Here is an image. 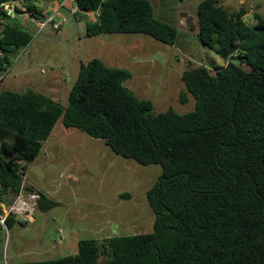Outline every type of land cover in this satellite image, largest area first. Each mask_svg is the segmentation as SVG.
<instances>
[{
  "label": "trees",
  "instance_id": "obj_1",
  "mask_svg": "<svg viewBox=\"0 0 264 264\" xmlns=\"http://www.w3.org/2000/svg\"><path fill=\"white\" fill-rule=\"evenodd\" d=\"M73 1L78 14L94 16L85 24L89 38L139 34L176 43V28L156 17L149 0ZM34 2L0 0V82L32 40L16 23L20 15L43 21L45 7ZM13 3L14 15L2 6ZM247 13L248 6L224 8L219 0L197 5V39L224 64L182 72L195 100L189 113L156 112L123 85L128 70L96 57L79 64L64 103L32 89L0 91V202L20 191L19 163L36 159L58 121L123 159L161 168L146 192L151 233L82 240L70 256L24 264H100V258L101 264H264V20L254 14L248 25ZM26 190L39 194L38 210L55 206L38 190ZM6 225L23 226L13 216Z\"/></svg>",
  "mask_w": 264,
  "mask_h": 264
},
{
  "label": "rangeland",
  "instance_id": "obj_2",
  "mask_svg": "<svg viewBox=\"0 0 264 264\" xmlns=\"http://www.w3.org/2000/svg\"><path fill=\"white\" fill-rule=\"evenodd\" d=\"M68 1L65 8L73 7ZM158 1L156 17L170 22L177 30L174 46L139 34L89 38L85 24L93 21V16L86 18L80 13L74 17L70 8L60 9L66 21L59 29L52 23L40 28L29 13H22L16 23L32 40L12 59L0 82V91L32 89L64 103L77 76V61L96 57L107 67L128 70L132 76L123 85L139 99L150 100L156 112L169 108L179 114L192 112L195 100L181 81L182 72L188 66L223 65L224 60L197 39L195 11L202 0ZM34 4L40 9L47 6L39 1ZM219 4L235 9L248 6L244 17L248 25L254 23V14L264 20V0H226ZM185 12H189L193 24L188 25L180 16ZM55 22H59L58 17ZM139 39L142 44L136 42L131 46L132 41ZM181 96H185L186 102H180ZM19 167L23 171L28 169L25 181L34 183L55 206L46 212L35 208L34 226L19 219L27 225H15L7 232L0 230V264L53 260L74 254L75 244L82 240L153 231L154 214L146 192L159 179L158 165L141 166L123 159L103 141L66 129L58 121L36 159L20 162ZM125 193L130 197L121 196ZM50 247L54 249L46 251Z\"/></svg>",
  "mask_w": 264,
  "mask_h": 264
},
{
  "label": "built area",
  "instance_id": "obj_3",
  "mask_svg": "<svg viewBox=\"0 0 264 264\" xmlns=\"http://www.w3.org/2000/svg\"><path fill=\"white\" fill-rule=\"evenodd\" d=\"M39 2L46 1L47 7L43 11L44 20L41 21L36 20V23L40 28H43L48 23H54L55 18H59V22L54 24V28L60 27L65 21V17L60 13V9L62 8V5L65 3L66 0H36ZM70 2H73V0H69ZM13 4H4L3 9L6 10L9 14H12V11L15 13V8ZM53 9V10H52ZM71 14L75 17L78 15V8L72 7L70 10ZM91 13H86V15H89ZM14 15V14H13ZM92 15V14H91ZM88 16H86L87 18ZM1 56V54H0ZM5 74L2 75V78ZM27 187H30L28 185L23 184L20 188V191L14 195V202L11 205H8L4 202H0V228L7 232V225L6 220L8 217L13 216L15 219H21L24 223L32 222V215L34 214L36 205L38 200L40 199V196L37 192H28L26 190Z\"/></svg>",
  "mask_w": 264,
  "mask_h": 264
},
{
  "label": "crops",
  "instance_id": "obj_4",
  "mask_svg": "<svg viewBox=\"0 0 264 264\" xmlns=\"http://www.w3.org/2000/svg\"><path fill=\"white\" fill-rule=\"evenodd\" d=\"M150 2H151V4H152V6H153V4L155 5V6H153V8H154V10H155V14H156V4H158L159 3V1L158 0H149ZM222 1H226V0H222ZM221 0H219V3H221L222 2ZM69 3H71V4H73V2H70L69 1ZM196 12V11H195ZM185 14L187 15V17H188V15H190L189 14V12H185ZM91 14H89V15H87V16H90ZM91 16H93V15H91ZM93 19H94V16H93ZM89 21V20H88ZM166 21V20H165ZM192 24H193V22H191ZM179 26H181L180 24H179ZM103 36H105V35H103ZM141 36V35H140ZM90 38H93V37H90ZM143 40H145L144 38H142ZM143 40H136V41H132L131 42V46H133L134 44H137L136 42H138V43H141L142 44V41ZM161 44V43H160ZM91 59V58H90ZM89 59V60H90ZM88 61V60H87ZM87 61H85V62H87ZM102 61V60H101ZM81 62H83L82 60H78L77 61V71H78V67H79V64L81 63ZM102 62H104V61H102ZM106 146V145H105ZM42 149H43V145H42ZM41 149V150H42ZM28 169H27V171H24V184L25 185H28V186H30L31 188H33V189H35V190H38L37 188H36V186L34 185V183H32L30 180H28V181H25L26 179H27V177H29V175H28ZM39 191V190H38ZM35 213V212H34ZM35 221H36V219H35V217H34V215H33V220H32V223H30L29 225H32V226H34V223H35ZM119 221V220H118ZM22 225L23 226H26L27 224H25L24 225V223H22ZM20 226V225H19ZM109 235V234H108ZM63 241H65V238L61 241V243L63 242ZM60 243V244H61ZM59 245V244H58ZM58 245L56 246V247H54V248H57L58 247ZM15 248V247H14ZM53 247H50L49 249H47L46 251H48V250H52V249H54ZM75 249L77 250V243L75 244ZM33 252H34V249H33ZM17 253V252H16ZM14 256L13 257H15V256H18V254L17 255H15V254H13ZM20 255V254H19ZM24 264V263H23Z\"/></svg>",
  "mask_w": 264,
  "mask_h": 264
},
{
  "label": "water",
  "instance_id": "obj_5",
  "mask_svg": "<svg viewBox=\"0 0 264 264\" xmlns=\"http://www.w3.org/2000/svg\"><path fill=\"white\" fill-rule=\"evenodd\" d=\"M181 17H184L186 20V23L188 25H191L192 19L188 18L186 14H181ZM8 157H11V155L9 154ZM23 176H24V171H23ZM14 200V195L13 194H8L6 195L5 199L3 200L4 203L11 205L13 203Z\"/></svg>",
  "mask_w": 264,
  "mask_h": 264
}]
</instances>
